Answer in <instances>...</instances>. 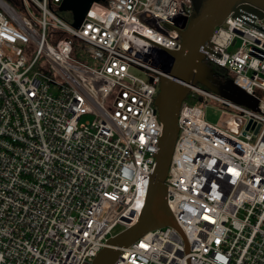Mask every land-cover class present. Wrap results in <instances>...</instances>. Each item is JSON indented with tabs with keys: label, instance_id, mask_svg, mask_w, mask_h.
Listing matches in <instances>:
<instances>
[{
	"label": "built area",
	"instance_id": "built-area-1",
	"mask_svg": "<svg viewBox=\"0 0 264 264\" xmlns=\"http://www.w3.org/2000/svg\"><path fill=\"white\" fill-rule=\"evenodd\" d=\"M64 1L0 0V264H93L138 221L163 135L157 74L193 12L105 0L73 27L49 10ZM200 51L257 107L190 86L200 105H181L166 180L177 227L116 264H264V19L232 13ZM211 101L220 126L204 117Z\"/></svg>",
	"mask_w": 264,
	"mask_h": 264
},
{
	"label": "water",
	"instance_id": "water-1",
	"mask_svg": "<svg viewBox=\"0 0 264 264\" xmlns=\"http://www.w3.org/2000/svg\"><path fill=\"white\" fill-rule=\"evenodd\" d=\"M105 0H65L61 12H71L74 27H80L93 3ZM193 12L184 30L177 31L181 38L179 50H166L171 66L157 74L160 82L155 105L163 124V135L153 166L146 204L138 221L131 227L110 238L93 264H116L121 248H127L146 234L164 227H177L169 207L166 185L175 145L178 139V118L182 103L188 98L190 86L202 85L213 93L237 104L255 109L257 100L247 95L234 83L220 82L216 72L205 62L200 49L212 37L217 26L222 25L232 13L240 17L243 11L264 19V0H192Z\"/></svg>",
	"mask_w": 264,
	"mask_h": 264
},
{
	"label": "rangeland",
	"instance_id": "rangeland-1",
	"mask_svg": "<svg viewBox=\"0 0 264 264\" xmlns=\"http://www.w3.org/2000/svg\"><path fill=\"white\" fill-rule=\"evenodd\" d=\"M49 10L53 13H55L57 16H60L57 12L56 9L54 8V6L50 3L49 4ZM71 26L74 27L73 24H69ZM136 74L138 76L144 77L143 74H141L140 72H136ZM216 78L220 81V82H229L232 80L231 76L229 74L227 75H221V74H216ZM203 110H204V117L205 119L213 124V125H218L220 126L221 123L223 121H225L228 116L226 114H224L222 112L223 109H225V107L219 103H217L216 101H211L209 102L206 106L205 104L202 106ZM122 227H118L115 230V234H118L122 231Z\"/></svg>",
	"mask_w": 264,
	"mask_h": 264
},
{
	"label": "trees",
	"instance_id": "trees-1",
	"mask_svg": "<svg viewBox=\"0 0 264 264\" xmlns=\"http://www.w3.org/2000/svg\"><path fill=\"white\" fill-rule=\"evenodd\" d=\"M60 16L67 22H72L74 20L73 19V14L71 12H61ZM214 70H215V72L217 74L227 75V72L224 69L220 68V67L214 66ZM187 101L189 103L193 104V105H200V102L198 100L192 99L191 97L188 98Z\"/></svg>",
	"mask_w": 264,
	"mask_h": 264
}]
</instances>
